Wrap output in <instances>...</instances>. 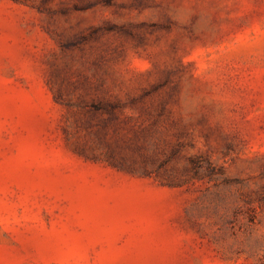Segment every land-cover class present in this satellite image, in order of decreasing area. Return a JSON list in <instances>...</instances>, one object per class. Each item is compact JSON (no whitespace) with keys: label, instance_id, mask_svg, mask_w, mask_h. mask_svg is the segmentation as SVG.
Returning <instances> with one entry per match:
<instances>
[{"label":"rangeland","instance_id":"374dc122","mask_svg":"<svg viewBox=\"0 0 264 264\" xmlns=\"http://www.w3.org/2000/svg\"><path fill=\"white\" fill-rule=\"evenodd\" d=\"M0 264H264V0H0Z\"/></svg>","mask_w":264,"mask_h":264}]
</instances>
